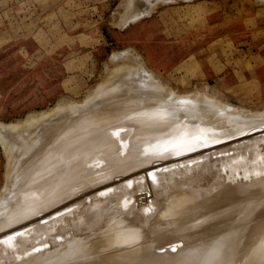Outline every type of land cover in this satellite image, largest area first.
I'll return each mask as SVG.
<instances>
[{
	"label": "rangeland",
	"instance_id": "1",
	"mask_svg": "<svg viewBox=\"0 0 264 264\" xmlns=\"http://www.w3.org/2000/svg\"><path fill=\"white\" fill-rule=\"evenodd\" d=\"M143 1L144 0H0V192H2L0 193V220L3 219L1 218L2 215L8 211L7 208H12L11 210L17 208L15 201L26 191L24 188L32 190L33 187L36 186L34 183H42L46 179L49 185L58 182L55 178H57V176L59 178V175L65 171L63 170L65 166L61 163L63 162V158L59 154L61 146L64 147L67 144L64 150L68 154L73 155L72 157L70 156L71 158H76V161L72 159L73 167L70 169L74 171L81 165L80 161L83 155L81 157L79 153L82 152L83 154L87 149L88 151L90 149L93 150L91 147L95 149L96 143L99 142L98 139L102 138L104 140L112 136L114 140H112L113 138L110 139L114 148L118 147L114 142L119 145L122 141H127L128 143L130 140L129 143L132 145L134 142L133 139L131 143L132 137L135 135L134 133L137 129L140 128V131L143 129V132L146 129L141 127L142 121H145L144 117L148 119V116L144 115L153 117L156 113L155 117H157V120L154 117L153 119L156 121L153 120L152 122V118L149 117L148 121L151 120L150 122L152 123L157 122L155 124L160 125L157 127L163 129V132L167 126L171 127V125L175 123L173 121H176L177 124L180 123V125L175 123L171 127L174 130L177 126V130L173 131L169 127L174 133L169 130V134V128L167 127L168 129H166V132H168H164L166 136L177 134L181 129L184 131L179 133L184 132L186 134L188 132L191 134L193 132V134L197 136H200L201 132L202 138L208 136L212 132L214 136L218 131L220 133L218 132V134L215 135L217 136L216 138H218L219 135H223L221 138L233 136V132L236 133H234L235 137L240 136L239 134L241 132L244 133V135H249V133H253L254 130L255 132L253 134L264 132V129L259 130V132L258 130L256 131L258 127L253 123L255 120H261L262 117L264 118V116L254 117V115L261 112L264 115V0H145V3ZM143 3L144 5L142 6ZM112 70L119 71L114 75L112 80L117 82L114 81L115 87L119 85L120 88L112 95L114 96L117 94L116 97H118V95L120 97L123 93L126 97L128 93L127 90L129 89V96L127 97H132L131 103L133 102L135 105L132 104L135 107L138 106L136 104L137 99L143 98V95L139 96L136 90L138 89L137 91L140 92L141 90L142 92H145L147 89L149 90L147 86V88L144 89L145 84L143 81L147 78L152 79L153 82L170 90L171 93L164 96L158 95L156 102L152 100L153 105L157 108L155 106L154 108L149 107L150 109L148 108L146 110L142 108L146 113L140 110L141 106L139 109L133 106V108H130L131 105L129 106L127 104V108V105L123 103L124 107H120L121 109L117 108L119 111H114L121 114V117L118 115V120L116 116L118 113L112 112L107 113L108 115L104 114L114 108V102L117 100H115L116 97H112L109 95L110 93H108L110 90L115 91V87L110 85L112 83L114 85V82H110L105 88L99 85L108 83L107 81L110 78L109 75ZM148 72H151V74ZM153 76H157L156 78L159 79L157 80ZM116 77L119 78V82ZM125 78L127 80H125ZM120 79L122 81L124 80V83L129 81L128 86H126V84V87H123L124 83L122 81L120 82ZM105 80L106 82H104ZM139 82H142L141 86H144L142 87L143 89L140 87ZM135 86H137V89ZM213 88H216V90L228 100V102H222L221 100L227 109L247 115L246 118L240 120L241 123L235 120L237 124H231L233 126L237 125L235 128L232 126L233 129L230 127L233 131L232 134L230 129H228V123L222 121V125H220V121L215 122L211 119V116L209 117L208 112L205 113L206 110H203L208 108L200 107L198 103L195 102L199 99L198 97L206 95L208 91L209 93L213 92ZM101 89L103 91H100ZM149 92L151 91L149 90ZM133 95L137 98L134 99ZM159 96L164 97L166 102L167 99L170 100L167 102V104L169 103L167 108H165L166 103H164L165 101L163 102L161 97L163 106L159 103ZM210 96H212V94H209L207 97ZM181 97L184 99L182 100ZM178 99H181V102H179ZM203 100L201 102H204ZM184 102L189 103H186L187 106L185 105L187 108L182 105L185 104ZM170 106L175 107L171 109ZM179 106L184 108L181 109ZM188 107H192L191 110L194 109L193 111H195V113L188 109ZM174 108H176L177 111L181 109L184 114H182L181 110L179 111L180 113H176L177 111L174 110ZM124 109L126 110L124 111ZM152 109L156 111L153 112ZM168 109L173 110L174 113L172 112L173 114H171ZM120 110L123 111L120 112ZM164 110L166 111L161 115ZM129 111L131 112L129 113ZM132 111H137V113L135 112L136 114L141 113V117L142 112L143 114L145 113L143 115L144 117H142L143 119L141 117L139 118L138 116L140 115H138V120H136L137 117L134 116L136 114ZM138 111L140 113H138ZM196 111L198 116L202 117L201 119L199 117L200 120H196L198 119ZM126 112L129 118L125 117L127 116ZM131 113L133 114L132 116L130 115ZM175 113L178 117L180 114V118L177 117L178 120L181 119L179 120L180 122H177V118L174 119L176 117ZM188 113H193L194 115H187ZM122 114L126 115L123 116ZM165 114L167 115L165 116ZM98 115L99 117H97ZM169 115L173 117L171 118ZM183 115L186 118L183 117ZM95 116L98 118L97 122L100 121L102 125L100 124V126H97L98 123L95 121ZM194 116L197 117L193 119L192 117ZM101 117L103 118L100 119ZM166 117H170L169 119L173 122L170 123L171 125H167V122L170 121L169 119L166 121ZM181 117L185 122V129ZM82 118H86V120L83 122L84 119ZM109 118L112 121H109ZM115 118H117L116 121ZM120 118L123 119L121 120ZM127 119L129 121H127ZM186 119L189 121L193 119V121L187 122ZM80 120L82 122H80ZM194 120L196 122H194ZM70 121H73L71 122L72 125L69 124ZM113 121L116 122L117 125ZM123 121L126 123L124 122V124ZM262 121H264V119H262ZM104 122H106V125H104ZM136 122L140 127L137 126V128H135L136 126L134 124H136ZM12 123H14L15 126ZM109 123L112 127L109 126ZM112 123L117 127H113L115 125ZM191 123L193 124V128L190 125ZM216 123L220 126L218 129L215 125ZM252 123L253 125H251ZM127 124L129 128L126 127ZM130 124L133 126H130ZM209 124L211 127H215L217 131L214 128H208ZM212 124L214 125L212 126ZM248 124L251 126L249 127ZM194 125L196 128L200 129L205 126L202 129L206 131V135L202 132V129H196ZM246 126L249 128L252 127L250 129L252 132ZM109 127L111 128L110 130ZM179 127L180 129H178ZM187 127L197 132L195 131V133L190 128L187 131ZM238 127L242 128L243 131L241 129L240 132ZM59 128H63V132L61 130V132H59ZM207 128L208 130L212 129V131L206 130ZM234 129H237L236 131L238 132L234 131ZM111 130L115 131L114 135L112 134L114 131L112 132ZM125 130H127V133L131 132L130 134L133 133L134 135L132 134L130 137L129 133L127 135ZM213 130L216 131V133H214ZM227 130H229L230 133ZM89 131L91 134L87 133ZM153 131L154 127L151 132L153 133ZM223 132H226L225 136ZM110 133L111 135L106 136ZM120 133L123 135L121 136ZM144 133H146V131ZM227 133L229 135H227ZM85 134H88V136H86L88 137V141L86 137H84ZM116 134L119 135L117 136ZM125 134L126 137L124 136ZM57 135L59 136V141ZM147 135L148 133L145 134V136ZM148 136L153 135L150 134ZM55 137L56 139L54 140ZM128 137L130 139H128ZM52 138L53 141H51ZM145 138L146 137H144V139ZM246 138L247 137H243L241 140H245ZM82 139L88 144L90 142L91 145L89 144V146L91 147L84 148V145H88L80 143V141L84 142ZM91 139L94 141L96 139L98 141L94 143ZM110 139H106L105 141L107 142ZM78 140L80 141L78 142ZM205 140L208 142L209 138L207 139V137H205V139L201 141L203 142ZM109 142L110 141H108V143ZM71 143L73 145L70 147L69 145ZM129 143L127 149L133 147L129 145ZM234 143L232 142L231 145ZM79 144L82 147L84 146V149ZM204 147H206V145L203 147L201 145L200 148L196 147L194 148L195 151H193H201V155L209 154L210 150L205 151L202 149ZM66 148L74 149L71 151L66 150ZM168 150L171 149H166L163 152H169ZM76 152L79 153L76 155ZM126 154L123 155V158L127 157ZM78 155H80L81 158H79ZM213 156H215V154H213ZM138 158L136 157L135 160ZM205 159L206 157L199 158L197 161H194V165L196 162H201ZM120 162L118 163L120 164ZM176 162H178V160L174 161L172 159V161L170 160V162L165 165L174 164ZM118 163L116 160L114 164L118 165ZM58 166L61 167L60 170L63 168V171L60 172ZM179 167H182V164H180ZM175 168L176 167H173L172 169ZM54 170L56 175L53 174L54 172L52 173ZM56 171H59V173ZM53 176L56 177L54 178ZM61 176L59 181L61 180ZM80 176L82 177V175ZM50 177L51 180L48 179ZM63 177L64 176H62V179ZM81 177L75 176L72 178L71 184H77L78 181L84 182L89 180L87 178L83 180L84 177H82V179ZM116 179H119V177ZM73 181L75 183H73ZM96 188L97 187L94 188V186L89 183L87 189L78 192L77 199H79V201L76 202H81L78 210L86 204L88 206L92 205V201L95 202L97 200V198L93 197ZM75 194V196H77V193ZM215 195L216 192L213 190L208 192L206 195L207 197L203 196V199L206 200L207 203L206 206H210L212 203L216 202L215 200H217L218 197H215ZM247 195V197L227 200L225 202L226 204L223 203L217 209L207 212L201 219H212L229 212L232 208H234L236 212H234V215L244 216L248 212V206L254 205V209L256 210L258 207L261 209L264 206V184H253ZM243 203L246 205L240 206ZM71 208V210H75L74 207ZM10 214L8 213L9 216H11ZM43 214L44 213L38 217ZM47 219V217L42 218L40 222H45V220L47 222ZM262 224H264V220ZM262 231H264V229H262ZM216 232H213L210 236L216 235ZM70 237L71 235L66 236L63 242ZM86 240L89 241V237H84V242ZM91 240L92 239H90V241ZM263 241L264 238L262 239V242ZM257 242H259V244H256H258L260 248L261 244L264 245L261 241ZM64 247L65 246L61 247L59 251H63L65 249ZM255 248L247 250L248 255H251L253 250L257 251L259 249V252H261L260 248ZM49 249L51 250L52 248L50 247ZM163 249L165 250L166 248ZM202 249L200 252H203ZM50 250H46L47 252L44 251V254L47 253V255L43 254L44 256L41 254L42 252L39 253L41 254L40 258L43 256L42 259L45 258L44 260L41 259V261L39 259V261L35 263L29 262L26 264H62L65 261L59 257L61 254L56 257V253H58L56 250L55 253L53 252L55 254V260H48V262H45L49 256H52L51 258L54 257V255L50 253V255H48V252H51ZM161 250L159 249V251ZM39 254L37 256H39ZM148 254L149 253L142 254L143 260L148 258ZM87 256L88 254L80 259L84 260ZM261 262L262 260L260 263Z\"/></svg>",
	"mask_w": 264,
	"mask_h": 264
},
{
	"label": "bare ground",
	"instance_id": "2",
	"mask_svg": "<svg viewBox=\"0 0 264 264\" xmlns=\"http://www.w3.org/2000/svg\"><path fill=\"white\" fill-rule=\"evenodd\" d=\"M117 70L111 71V74L109 75L110 78L108 77V83H102L99 85L104 86L105 88L107 84H110V82H114L115 80H112V78L116 73L119 72ZM148 73L151 74V72ZM153 77L156 78L157 76ZM118 79L119 78H117V81ZM156 79L158 80L159 78ZM125 80L127 79L125 78ZM121 81L122 80L120 79V82ZM104 82H106V80ZM115 82L114 85L113 83L110 85L115 87ZM141 83L142 82H139V85L142 88L144 86H141ZM143 83L145 84L144 89L148 87L151 92H149L148 89L146 91L144 90L145 92H142V90L141 92L137 91V86H135L137 89L136 93L138 92L139 96L143 95V98L141 97V99H137V103L135 102L138 105H136L137 107L134 106L135 104L133 102L132 103L134 105L131 103L132 97H127L129 96V89L127 90L128 93L126 94V97L123 95V93V96L121 95L119 97L118 95L119 98L116 97L117 94H115L114 96L112 95L117 91V89H120L119 85H116L115 91L110 90L108 92L110 93V96L116 97L115 100L117 99L116 102H114V108L105 112L104 114L112 113L115 110L119 111L117 110V108L121 109L120 107H124L123 103L125 105H131L130 108L135 107L139 109V107L141 106L140 110H142V108H144L145 110L149 107L154 108L155 105H153L152 100H155L156 102V98H158V95L164 96L168 93H171L170 90H167L164 87L160 86L158 83L153 82L152 79L147 78L143 81ZM128 84L129 81L124 83L123 87L128 86ZM213 89L214 91L210 93L209 91L207 92L205 90L208 95L212 94V96L207 97L208 95L206 93V95L198 97L199 99L195 102L198 103V106L200 107L208 108L203 110H206L205 113L208 112L209 117L211 116V119H213L215 122L220 121V125H222V121H224V123H228V129H230L232 134L233 131L231 130V128L233 125L231 124H237V121L241 123L240 120L246 118L247 115L245 113L227 109L222 102H228V100L224 98L223 95H221L220 92L216 90V88ZM100 91L103 90L101 89ZM134 96L135 95H133V97ZM160 97L161 96H159V103H161L162 105V103L165 101L164 103H166V106H164L165 108H167V105L169 104H167V102L170 100L167 99L166 102L164 97H161L163 100V102H161ZM136 98L134 97V99ZM181 99L183 100L184 98L181 97ZM181 99H178V101L181 102ZM202 100L204 102H201ZM186 103L182 105L185 107ZM172 107L171 109H173ZM184 107L180 108L183 109ZM126 109H124V111ZM181 109H179V111ZM188 109L191 110L192 107H188ZM145 110L142 111L146 113ZM174 110H176V108H174ZM193 110L191 111L195 113V111ZM121 111L123 110H120V112ZM155 111L156 110L154 109L153 112ZM165 111L166 110L162 111L161 115H163ZM168 111L171 112V114L174 113L173 110L168 109ZM179 111H177L176 113H180ZM130 112L131 111H129V113ZM132 112L134 114L137 113V111H135L136 113L134 111ZM138 113L140 112L138 111ZM176 113V117L174 116V119L178 117ZM140 114H136L134 116L137 117ZM144 114L142 112V117L148 116V119L149 117L152 118V122L155 119L157 120V117H155L156 113L153 117ZM182 114L184 113L182 112ZM191 114L188 113L187 115H194L193 113ZM112 115L114 117L117 116L119 120L118 115L120 116L121 114L118 113L116 114V116L114 114ZM130 115L132 116L133 114L131 113ZM166 115L167 114H165V116ZM255 116L258 117L264 115L261 112L257 115H254V117ZM97 117H99V115ZM97 117L95 116L96 122L98 119ZM125 117H128V113ZM125 117L124 120L126 121ZM138 117L140 118L141 115ZM138 117L136 120H138ZM154 117L155 119H153ZM172 117L173 116H171V118ZM183 117L185 116L183 115ZM196 117L194 116L192 118L194 119ZM199 117L200 116H198V119L196 120H200L202 118L200 117L199 119ZM102 118L103 117H101L100 119ZM117 118H115V121ZM169 118H167L166 121ZM178 118H180V114ZM178 118L176 120H178ZM82 119H84L83 122L86 120V118ZM111 119L113 120V118ZM111 119L109 121H112ZM120 119L122 120L123 118ZM148 119L147 117L146 119L144 117L145 121H148ZM193 119L191 121H193ZM262 119L264 118L262 117ZM262 119L255 120L253 122L255 126L258 127V129H256V131L258 130V132L259 130L264 129V121H262ZM81 120L80 122H82ZM179 120L177 122H180ZM125 121H123V123ZM127 121L129 120L127 119ZM145 121H142L143 123L141 122V127L144 129L146 128V133H148V135L152 134L153 136H145L146 133H144L145 131L143 132V129L142 131H140L141 129L139 128L140 130L137 129L136 132L133 129L135 135L132 133L134 135V138L132 137L131 143L133 142V139L134 142L131 145L129 143L130 140L128 141L129 145L133 146L130 149H127V141H119V145L114 142V144L118 146L114 148L110 139L113 138L112 136H110V138H105L104 140L99 136L101 139H98L99 142H97L98 144L96 143L95 149L94 147L89 146L90 142L88 144L84 139H82L84 140V142L78 140V142L80 141V143H85L88 145H84V148L91 147L93 150L89 148L90 150H85L86 152L84 151L83 154L82 152H76V155L77 153H79L81 157L82 155L83 157L81 158L80 155H78L79 158H81V165L74 171L70 170L73 167L72 159L74 158H71L73 155L68 154L64 150L67 144L64 147L61 146L59 153L63 158V162L61 163L67 168H62L65 171H63L62 169L60 170L61 167L59 166L61 165H59V171H63L65 173L62 172L60 175H58L60 178V176L63 174V179L61 176V180L59 181L58 176V179L55 178L56 176H53L55 180L58 181L56 184L53 183L52 185L49 181L51 184L49 185V183L46 182V179L42 183H38L36 181L38 184L34 183L36 186L33 187L32 190L24 188V190L26 191H24L23 194H21L15 201L17 208L15 210H11L12 208H7L8 211L2 215L1 218L3 219L0 220V264H26L29 262L35 263L39 261V259L41 260L45 254L47 255V253L44 254V251L50 250V247L52 249L50 250L51 252H48V255L52 254L54 255V257L51 258L52 256H47L50 259L47 258L45 262H48V260H55L54 253L57 250L58 253H56V257L61 254V256L59 257H61L63 261L65 260L62 264H264V245L261 244L260 248L258 245L259 242H257H262V239L264 238V231H262V229H264V224H262V221L264 220L263 205V209L261 208L262 210L259 207V210L254 209V205L248 206V212L244 216L234 215L235 209L232 208L229 212H226L227 214L225 213L212 219H201L207 212L217 209L227 200H235L237 198L245 196L247 197V193L249 192L250 187L253 186V184H264V132L253 134L255 132L254 130L253 133L244 135V133L241 132V129L243 128L242 126V128L238 127L241 133H237L240 136H242L243 134L242 137H235L234 135L236 133L233 132V136L221 138V136L223 135H219V137L216 138L217 136L215 135H217L219 132L218 131L216 133V131L220 126H218V124L216 123L215 125L217 126V129H215V127H211L209 124L208 128H214L216 131H213L216 134H214L213 136L212 132L208 136H205L206 131L202 129L205 126L202 127L201 129L205 134L204 136L207 137V139L209 138L208 142L206 140L202 142L201 140L205 139V137H201V132L200 136L193 134V132L191 134H189L188 132V134H185L183 132V134L179 133L181 131H184L181 129V131L179 132L176 131L179 134H173V131L177 130V126H174L176 128L174 130L171 128L176 123V121H173L175 123L171 122V119H169L170 122H167V125H171L170 123H173L171 127L169 126L173 131H171L167 126L169 128L168 129L165 125L168 131L170 130L171 132H173V135H169V131V136H166L164 134V132H166V129L163 132V129L157 127L160 126L158 124H155L157 122L152 123L150 122L151 120L148 122ZM188 121L189 120H187V122ZM71 122L73 121H70L69 124H71ZM99 122H97V126H100L101 122ZM194 122L196 121L194 120ZM253 123L251 125H253ZM183 124L184 127L185 122ZM104 125H106V122H104ZM116 125L113 127H117ZM134 125L136 126L135 128H137V126L140 127L137 122ZM177 125H180V123ZM190 125L193 128V124L191 123ZM195 125L194 127L196 128ZM213 125L214 124H212V126ZM251 125L248 124L249 127ZM109 126H111V124ZM128 126L129 125L127 124L126 127ZM130 126L133 125L130 124ZM235 126L233 127L235 128ZM153 127L154 131L152 133L151 130ZM189 128L187 127V131ZM208 128L206 130H208ZM251 128H249V130ZM62 129L59 128V132H61ZM110 129L111 128L109 127V130ZM147 129L151 130L149 131ZM178 129H180V127ZM212 129H209L208 131H212ZM237 129H234V131H236ZM243 129L245 130V128ZM111 131L113 132L114 130ZM125 131L126 134L128 135L129 133L131 137V132L127 133V130ZM192 131L194 130L192 129ZM227 131L230 133L229 130ZM87 133H90V131ZM225 133L223 132L224 136L226 135ZM112 134L114 135L115 131ZM126 134L124 135L125 137ZM109 135H111V133L106 136ZM120 135L122 136L123 134L120 133ZM227 135L229 134L227 133ZM86 136H88V134H85L84 137ZM144 137L146 138L144 139ZM243 137L247 138L245 140H241ZM87 138L88 137H86V139ZM55 139L56 137L54 138V140ZM106 139H110L108 141H110L111 144L110 142L108 143V141L106 142ZM128 139L130 138L128 137ZM98 140L95 139V141H92H94L95 143ZM112 140H114V138ZM51 141H53V138L51 139ZM232 142L236 143L231 145ZM72 143L69 145L70 147L71 145H73ZM201 145L202 147L206 145V147H204L205 149H202L205 151L210 150V153L207 155H201V151L194 152V148H200ZM73 149L66 148V150L71 151H73ZM166 149L171 150H168L169 152L166 153L163 152ZM125 154L127 156V159L124 157L126 160L123 158V155ZM213 154H215V156H213ZM136 157L138 158L137 160H135ZM201 157H206V159L201 162H196V164L194 165V161H197ZM172 159L174 161L178 160V162L165 165L166 163H169L170 160L172 161ZM116 160L117 163L121 160L120 164L118 163V165H115L114 163H116ZM74 161H76V158L74 159ZM180 164H182V167H179ZM173 167L176 168L172 169ZM59 171L56 172L59 173ZM52 173L55 174V170L52 171ZM80 175L84 177L83 180H86L85 178L89 180L84 182H79L77 180V184H71V179L75 176L81 177ZM117 177H119V179H116ZM48 179L51 180V177ZM73 183L75 182L73 181ZM89 183H91L94 188L97 187L94 190L95 194H93V197L97 198V200L95 202L92 201V205L88 206L86 204L78 210L81 203L76 202L79 201V199H77L78 192L87 189ZM213 190L216 192L215 197H218L219 201L218 199H214L216 202L213 201L215 203H212V205L210 206L208 205V207L206 206L207 203L206 200L203 199V196H206L208 192ZM75 193H77V196H75ZM245 205L246 204L243 203L240 206ZM71 207H74L75 210H71ZM8 213L14 214H10L11 216H9ZM42 213L44 214L38 217ZM46 217L48 218L47 222L46 220L45 222H40V219ZM213 232H216L217 234L210 236V234H212ZM68 235H71V237L63 242L65 237ZM84 237H89V241L86 240L87 242H84ZM90 239L92 240L90 241ZM262 243L264 244V241ZM63 246H65V249L63 251H59V249ZM253 247L260 248L261 252H259V249L257 251L253 250V253L251 255H248L247 250H250V248L254 249ZM163 248L166 249L164 250ZM159 249L162 250L159 251ZM201 249L203 252H200ZM39 253L44 255L40 258L41 254ZM144 253H149V256L147 259L143 260L142 254ZM38 254L39 256H37ZM86 254H88L87 258H85L84 260L80 259L83 258ZM259 259L260 261L262 260L261 263Z\"/></svg>",
	"mask_w": 264,
	"mask_h": 264
},
{
	"label": "water",
	"instance_id": "3",
	"mask_svg": "<svg viewBox=\"0 0 264 264\" xmlns=\"http://www.w3.org/2000/svg\"><path fill=\"white\" fill-rule=\"evenodd\" d=\"M143 2L145 3V0ZM144 3L142 4V6L144 5Z\"/></svg>",
	"mask_w": 264,
	"mask_h": 264
}]
</instances>
